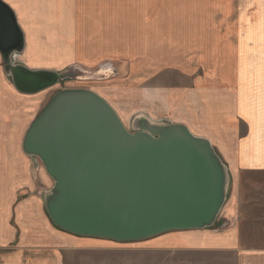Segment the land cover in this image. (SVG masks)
<instances>
[{"label": "rangeland", "instance_id": "1", "mask_svg": "<svg viewBox=\"0 0 264 264\" xmlns=\"http://www.w3.org/2000/svg\"><path fill=\"white\" fill-rule=\"evenodd\" d=\"M88 2L90 8L82 15H54V49L47 45L33 48L38 54L42 52L40 62L48 59L54 63V71L68 70L73 72L72 77L42 93L22 98L23 112L18 114L11 107L6 116L12 126L9 129L10 124H6L0 133L8 136V130H15L19 120L28 123L56 92L69 88H86L105 96L131 131L136 129L135 122L140 116L157 123L180 120L178 111L169 110L179 101L178 89L183 92L191 89L195 79L202 82L204 89L199 88L202 91L199 95L188 91L191 92L188 100L193 105H200L204 91H213L227 97L235 94V108L242 115L253 117L263 111L259 96L264 94V0H129V3L122 0L121 9L119 5L112 6L114 0ZM57 20L65 23L66 31L58 30ZM19 56L16 55L15 62ZM20 60L25 61L23 57ZM103 66L113 70L109 79L78 80L86 77V72L93 78L105 77L93 74ZM1 70L0 67V74ZM7 81L12 89L10 78ZM170 92L173 100L167 106L163 99ZM203 98L216 99L211 95ZM222 98L226 97L218 101ZM186 105L189 102L182 105L185 110ZM216 106L227 112L232 108L229 99L214 103L213 107ZM24 112L33 114L26 117L22 115ZM207 114L211 120L217 118L209 111ZM33 160L32 185L35 194L44 200L52 181L40 167V160L35 157ZM232 169H229L228 199L220 214L223 219L208 229H235L240 237V251L251 246L264 249V172ZM234 195L237 213L230 216L225 206ZM209 232L205 237L204 233H196L205 239L225 234ZM182 234L189 238L195 231H171L131 242L81 239L78 235L64 239L54 235V264H243L239 250H196L192 246L199 243H184ZM10 247L9 252L0 254V263L7 256L8 262L20 263L21 258L13 250L16 242ZM36 258L40 261V257ZM33 259L27 262L33 263Z\"/></svg>", "mask_w": 264, "mask_h": 264}, {"label": "water", "instance_id": "2", "mask_svg": "<svg viewBox=\"0 0 264 264\" xmlns=\"http://www.w3.org/2000/svg\"><path fill=\"white\" fill-rule=\"evenodd\" d=\"M23 50L17 17L0 0V52L15 88L35 94L72 77L68 70H33L15 62ZM135 125L129 130L108 100L86 88L56 92L37 114L23 150L40 160L53 181L44 205L55 226L131 242L217 223L230 173L211 141L183 123L140 116Z\"/></svg>", "mask_w": 264, "mask_h": 264}, {"label": "crops", "instance_id": "3", "mask_svg": "<svg viewBox=\"0 0 264 264\" xmlns=\"http://www.w3.org/2000/svg\"><path fill=\"white\" fill-rule=\"evenodd\" d=\"M3 1L13 9L24 36V50L19 54V58L23 57L25 61L19 59L17 63L33 70H54L53 62H48V59L45 58V62H40V55L43 56L42 52L39 55L33 50L34 46L43 45L54 49V15H82L90 8L89 0ZM126 1L129 3V0ZM118 5L121 9L122 0H114L112 6L116 8ZM62 22V20H57L56 27L59 31L64 32L67 27L65 29V23L62 24ZM110 54L113 56L117 55L116 53ZM47 56L48 54L45 57ZM76 60H79V58H76ZM0 63L2 69L0 74V130L2 131V129L5 130L6 124H10L9 129L12 126L10 118L6 116L8 111H11V107H14L18 114H21L23 112L21 110L23 105L20 102L23 100L22 98L33 96L37 93H21L15 88L13 83H11L13 85L11 89L8 86L7 79L9 77L4 70V58L1 52ZM74 63H77V61L70 62L66 66ZM49 64H53V66ZM207 79L209 78H206V81H208ZM190 88H187L184 92L182 89H178L179 101L169 111L171 113L178 111L180 120L174 119L172 122L183 123L195 135L208 138L230 170L234 168L237 171L264 172V94L259 96V105H262L263 111L253 117H247L237 112L235 94L227 97L228 95H224L225 93L222 92L204 91L200 98V105L197 106L188 100V95L191 93H188V91L197 92L199 95V92L202 93L200 89H204V86L202 82L200 84L195 79ZM98 94L100 93L98 92ZM203 95L215 96L216 99L205 100ZM101 96L108 100L105 96ZM223 96L226 98L218 101ZM175 98L178 99V97ZM226 99H229L232 105L230 112L220 110L217 106L213 107L214 103L222 102ZM172 100L173 97L170 92L168 97H164L163 104L170 106ZM188 102L190 105H186V110L183 109L182 105ZM110 104L112 105L111 102ZM208 104L210 105L208 106ZM152 109L154 110V107ZM208 111L217 118L211 120V116L207 114ZM24 114L28 117L33 113L24 112L22 115ZM33 120L34 118H30L28 123L27 121L19 120L16 122L15 130H8V136L4 132L0 133V254L3 255L4 251L9 252L10 246L16 242L17 247L13 250L21 258L20 263L17 262L18 264H54V235H56V238L61 237L64 239H74L76 236L54 226L46 213L44 200L35 194L31 177V166L35 164L34 157L27 155L22 146L24 135ZM40 165L44 169L42 163ZM45 173L48 177L47 179L52 181L46 170ZM236 199L234 195L225 206V210L228 211L230 216L237 213ZM231 203H233V206H230ZM220 217V220L223 219L222 216ZM184 231H195L193 237L186 238L184 236L186 234H182L181 239H184V243H199V246H192L196 250H241L239 233L235 229L227 231L226 229L224 231L211 229ZM209 231L225 234L209 239L201 238L202 235L197 234L204 233L203 236L205 237L206 233H210ZM78 237L81 239H100ZM240 252H242L243 264H264V249H256L251 246ZM36 256L40 257V261H36ZM33 257H35L33 263L32 261L27 262ZM6 258L9 260L10 257L7 256ZM6 258L4 257L3 260H6ZM44 258H47L48 261H42ZM7 260L0 264H12ZM24 260L25 262H23Z\"/></svg>", "mask_w": 264, "mask_h": 264}, {"label": "bare ground", "instance_id": "4", "mask_svg": "<svg viewBox=\"0 0 264 264\" xmlns=\"http://www.w3.org/2000/svg\"><path fill=\"white\" fill-rule=\"evenodd\" d=\"M121 69H122V67H121ZM113 72V70H112V68H110V67H106V66H103V68L101 69V71H98L97 72V74H101L102 76H105V77H103V78H93V77H83V78H78V80H85V81H92V80H95V81H105V80H107V79H109L110 77L108 76V73L110 74V73H112ZM122 73H123V69H122ZM107 75V76H106ZM113 106V105H112ZM116 110V109H115ZM118 113V112H117ZM119 115V114H118ZM120 116V115H119ZM121 118V117H120ZM121 120H122V118H121ZM123 121V120H122ZM29 127V126H28ZM26 134V133H25ZM24 137H25V135H24ZM23 140H24V138H23ZM22 146H23V142H22ZM35 158H37V157H35ZM45 169V168H44ZM52 186H53V183H52ZM58 228V227H57ZM58 229H60V228H58ZM60 230H62V229H60ZM68 233H70V232H68ZM72 234V233H71ZM74 235V234H73ZM83 237V236H82ZM84 237H86V236H84ZM94 238H98V237H94Z\"/></svg>", "mask_w": 264, "mask_h": 264}, {"label": "clouds", "instance_id": "5", "mask_svg": "<svg viewBox=\"0 0 264 264\" xmlns=\"http://www.w3.org/2000/svg\"><path fill=\"white\" fill-rule=\"evenodd\" d=\"M13 55H15V54H13Z\"/></svg>", "mask_w": 264, "mask_h": 264}]
</instances>
